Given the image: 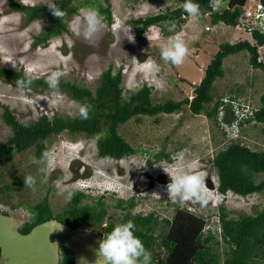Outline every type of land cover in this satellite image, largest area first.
Listing matches in <instances>:
<instances>
[{
  "label": "rangeland",
  "instance_id": "rangeland-1",
  "mask_svg": "<svg viewBox=\"0 0 264 264\" xmlns=\"http://www.w3.org/2000/svg\"><path fill=\"white\" fill-rule=\"evenodd\" d=\"M14 1L25 5H49L54 0ZM84 1L77 0V3ZM180 4L179 0H110L112 22L107 23L100 15L103 27L95 43L85 41L80 35L83 13L95 10L82 6L68 20L67 33L51 37L45 45L32 48L33 38L43 28L45 20L41 18L25 24L22 12L12 10L9 0H0V66L44 79L51 71L59 69L65 73L60 80H71L93 90L100 73L112 65L122 70L124 97L147 84L152 87L153 102L191 98L219 43L244 39L254 43V40L241 27L221 22L213 25L208 12H200L199 16L187 15L182 23L172 22L175 24L173 31H169L172 24L163 22L149 26L140 37L137 36V28L131 20ZM224 4L222 0V6L215 10H221ZM176 34L182 37L189 49L179 67L165 64L160 57L161 48L166 46L169 37ZM263 44L258 47L262 58ZM248 58L247 50L224 58V75L214 82L213 101L222 96L236 95L254 106L260 105L261 96H264V72L252 67ZM153 64L159 66L158 71ZM4 105L20 122L27 124L41 114L49 118L53 115L73 117L80 103L63 91L21 90L0 78L1 142L11 134L10 126L2 118ZM212 105L208 104L206 110L199 114H193L184 106L173 113L130 119L118 130L137 149V153L118 160L97 155L96 137L70 136L63 132L46 141L48 152L54 156V170L50 175L40 171L44 165L39 163L41 158L35 156L33 148L16 154L10 163L0 166V209L7 211L5 215L0 213L2 264H56L60 244L73 249L76 264H105L97 253L103 239L92 229H71L51 220L36 226L27 235L17 231L29 216L27 204L47 196L53 212L66 207L69 201L66 194L57 195L54 182L58 178L69 191L75 189L90 195L84 201H95L98 195L103 196L108 204L109 217L117 223L124 211L115 206L116 200L131 196L135 202L132 214L153 211L159 219L170 218L175 205H178L203 215L213 230L218 226L220 205L225 206L231 217L260 210L264 201L261 193L241 196L231 191L219 193L215 189L217 175L210 158L232 139H228L219 127L220 114L217 115L218 123L206 115L205 111ZM241 127L238 137L241 142L252 149L264 150V122L252 120ZM160 150L169 153V159L152 156ZM164 169L171 175L178 171L198 173L206 184L208 204L202 206L195 200L174 203L167 191L170 176ZM29 175L36 179L34 189L24 186V177ZM263 177L264 173L255 175L257 181Z\"/></svg>",
  "mask_w": 264,
  "mask_h": 264
},
{
  "label": "trees",
  "instance_id": "trees-1",
  "mask_svg": "<svg viewBox=\"0 0 264 264\" xmlns=\"http://www.w3.org/2000/svg\"><path fill=\"white\" fill-rule=\"evenodd\" d=\"M179 1L181 4L175 8H167L145 18L131 20L137 28V36L140 37L153 24L169 21L182 23L188 14L183 10L185 0ZM260 1L264 5V0ZM109 2L110 0H86L83 3H77V0H54L56 7L65 13L61 19L52 15L48 4L25 5L9 0V5L12 10L25 15V24L36 19L45 20L43 28L33 38L32 48H36L45 45L51 37L67 33L68 20L82 6L92 7L107 20V23L112 22ZM192 2L199 4L200 12L210 13L213 25L221 22L236 26L246 0H224L225 4L221 10L210 7V0H192ZM251 36L254 43L247 39L234 43L228 41L219 43L218 49L204 69L200 82L195 85L191 98L153 102L152 87L147 84H142L137 90L124 97L122 70L109 65L100 73L98 83L93 90L71 80L59 82V91L65 92L80 105L91 106L90 118L87 120H81L77 111L73 117L53 115L49 118L46 114H41L35 121L24 124L4 105L2 118L10 126L11 134L5 142L0 141V166L10 163L16 154L30 148L34 149L36 157L41 158L44 152H48L46 146L48 138L63 132L70 136L96 137L95 146L99 157L118 160L131 156L137 153V149L119 133L120 125L142 115L153 116L158 113L177 112L184 106H187L193 114H199L212 103L210 110L205 112L209 118L218 123V107L221 102L219 99L213 101V89L214 82L224 75V58L241 50H247L249 64L264 72V59H259L258 52V47L264 43V33L252 30ZM0 78L12 82L15 86L17 80L31 78L32 84L29 89L36 91L50 89L45 83L46 79L27 75L22 70L0 66ZM256 107L254 118L247 119L244 123L252 120L264 122V96H261V103ZM231 119L230 107L225 106L224 120ZM222 133L225 135L223 131ZM152 156L156 159L160 157L169 159V153L161 150L153 153ZM210 162L216 171L215 189L219 193L231 191L241 196L261 193L264 197V177L258 181L255 179V175L264 173V150L252 149L236 138L217 150L210 158ZM155 181L156 179L153 178V182ZM169 182L170 180L167 181ZM6 187L11 188L9 185ZM72 192L74 194L66 207L57 213L53 212L47 196L33 204H27L29 216L17 231L27 235L36 226L54 220L71 229H92L103 239L116 225L132 221L135 225L134 234L142 240L151 253L150 264H264V201L261 209L256 213H240L237 217H231L225 206L220 205L217 232L216 229L208 227L203 215L178 205H175L174 213L170 218L159 219L153 211L146 214H132L131 209L135 205L133 196L116 200L115 206L124 211L120 222L117 223L109 217L108 204L103 196L98 195L95 201H84L90 195L75 189ZM0 213L5 215L7 211L0 209ZM56 264H76L73 249L60 244Z\"/></svg>",
  "mask_w": 264,
  "mask_h": 264
},
{
  "label": "clouds",
  "instance_id": "clouds-1",
  "mask_svg": "<svg viewBox=\"0 0 264 264\" xmlns=\"http://www.w3.org/2000/svg\"><path fill=\"white\" fill-rule=\"evenodd\" d=\"M210 7L219 9L222 6V0H210ZM52 15L61 19L65 13L61 11L54 3L48 5ZM183 10L189 16H199L200 6L193 3L192 0H185ZM172 24L169 31H173L175 24ZM103 27L102 18L95 10H88L83 13V20L80 24V35L82 38L89 42L95 43L101 29ZM133 39V38H132ZM131 39V40H132ZM189 52L185 41L179 34L173 35L168 38L166 46L161 48L160 57L165 64L179 67L183 64ZM153 68L158 71L159 66L153 64ZM65 73L59 69L53 70L48 74L45 83L54 92L59 90L60 79ZM17 86L21 89H28L32 84L31 78L25 80H17ZM91 106L88 104H81L78 106V114L81 120L90 118ZM39 163L44 167L40 169L45 175H50L54 170V156L50 152L42 154ZM165 170V169H164ZM166 173L170 176V183L167 185L169 199L174 203H184L190 200L198 201L202 206H206L209 202L206 193V184L204 178L198 173L181 172L178 171L175 175H171L167 170ZM57 187V195H65L70 199L73 192L69 191L63 184L61 178L55 182ZM36 184V179L29 175L24 177V186L33 188ZM135 228L134 222L128 221L126 223L116 225L113 230L99 242L98 254L103 257L105 264H150L151 253L146 249L142 240L139 239L133 229Z\"/></svg>",
  "mask_w": 264,
  "mask_h": 264
},
{
  "label": "built area",
  "instance_id": "built-area-1",
  "mask_svg": "<svg viewBox=\"0 0 264 264\" xmlns=\"http://www.w3.org/2000/svg\"><path fill=\"white\" fill-rule=\"evenodd\" d=\"M236 26L241 27L250 34L252 30H258L260 33H264V5L262 2L260 0H246L241 8V14ZM259 55V59H264L260 52ZM219 100L221 102L218 107V114L221 115L219 127L228 139H236V137H239L240 128L244 124V121L254 118L257 107L236 95L222 96ZM225 106L230 107L232 115L230 121L224 120Z\"/></svg>",
  "mask_w": 264,
  "mask_h": 264
},
{
  "label": "crops",
  "instance_id": "crops-1",
  "mask_svg": "<svg viewBox=\"0 0 264 264\" xmlns=\"http://www.w3.org/2000/svg\"><path fill=\"white\" fill-rule=\"evenodd\" d=\"M1 250H2V248H1ZM2 260H3V252H1L0 264H2Z\"/></svg>",
  "mask_w": 264,
  "mask_h": 264
},
{
  "label": "bare ground",
  "instance_id": "bare-ground-1",
  "mask_svg": "<svg viewBox=\"0 0 264 264\" xmlns=\"http://www.w3.org/2000/svg\"><path fill=\"white\" fill-rule=\"evenodd\" d=\"M160 182V181H159Z\"/></svg>",
  "mask_w": 264,
  "mask_h": 264
}]
</instances>
